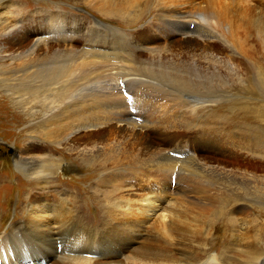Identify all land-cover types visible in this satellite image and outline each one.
<instances>
[{"label": "bare ground", "instance_id": "bare-ground-1", "mask_svg": "<svg viewBox=\"0 0 264 264\" xmlns=\"http://www.w3.org/2000/svg\"><path fill=\"white\" fill-rule=\"evenodd\" d=\"M10 1V6L13 7L15 3H12V0H1L2 3ZM89 1L92 6H100L102 9L104 0ZM135 1L113 0V15L116 12L123 13V10L130 11ZM196 1L195 4L199 3ZM190 2L191 0H170L166 1L167 6L159 9L152 18V22L154 21L156 25L148 26L155 34L150 33L148 36L149 44L144 46L142 51L144 56L136 55V51L140 50L141 46L120 34L118 30V32L113 30V33L119 34L123 41L122 45H119L121 52L113 48V61L108 59L111 54L108 45L99 40L103 31L111 32L112 28L96 19L88 28L76 29L75 24H67L59 9L40 14L39 21H34V16L38 14L37 12L34 14L33 11L30 16L25 17L29 19L26 23L23 18L12 23L0 17V38L10 32L17 37L20 31L38 25L35 28L37 30H31L26 35L27 38L25 36L24 40L20 38L25 47L19 48L18 52L5 54V51L0 50V72H5L9 76L6 81L20 82L17 89L23 93L53 92L44 99L41 112L44 118L42 125L38 124L31 131L33 141L20 148L21 153L15 158L16 168L24 174V177L21 175L24 181L15 187H0V191H3L0 192V196H4V200L14 192H18L19 205L24 204L25 207L21 211L25 217L24 225L11 227L9 232L0 235V264H56L55 262L57 264H228L215 255L206 257L205 261L197 258V248H195L197 246L193 245L194 237H186V233L182 234L177 224L180 214L187 217L191 212L189 207L196 203L199 194L204 190L206 192L211 190L217 196L221 195L220 187H225L226 181L230 179L234 184L243 179L251 181L247 174L209 165L197 159L186 148L173 147L166 150L145 151L137 147L135 149L132 146L134 143H128L129 136L136 134L138 128L148 132L147 134H154L155 138H161L167 131L186 134L197 130L202 136L224 139L227 145L225 153L229 155L233 153L234 160L241 166L246 164L257 168L260 164L264 165V95L260 101L263 104L256 107L240 103L231 104L225 109H219L220 111L207 109L209 106H206V103L216 104V99H219L216 95L211 96L225 91L220 86L222 70L232 74L233 68L238 65L233 62V55H239L237 51L240 49L237 50L236 47V51L234 48L236 44L232 42L234 40L230 41L234 44L232 45L226 40L227 36L223 31L218 30L220 34L216 30L218 28H214L221 21L217 16L219 12L213 10L214 16L210 15L204 8H193L191 6L193 2ZM209 4L208 7L212 6ZM210 11L211 9H208V12ZM11 13L17 18L20 17L16 11ZM125 14L119 16L123 17ZM137 20L138 18L134 23ZM223 25L225 26L224 23L222 27ZM207 26L213 29H206ZM219 26L221 28V25ZM259 33L264 48V30H259ZM178 34L183 36V41L205 42L213 49H207L208 47L177 49L172 45L171 37ZM229 34L231 37L234 35L232 31ZM33 35L35 36L31 38ZM203 37L214 40L204 41ZM233 37L236 38V35ZM156 39L161 42L156 44ZM166 40L168 43L164 45L163 42ZM78 43H83L80 50L74 46ZM214 48L218 50L215 51ZM140 68L148 69L151 73L156 68L169 69L170 74L166 75L168 77L162 74L173 89L165 88L157 79L154 81L150 77L143 80L138 78L141 76L138 72ZM123 69L136 71L130 76L132 78L126 80L129 84L133 80L147 87V95L136 92L135 97L138 102H144L145 107L149 106L154 111L150 109L146 114L140 111L131 113L126 106L123 110L118 101L120 96L126 95L127 99L131 100L132 94L126 93L128 85H123L124 81L117 83L112 79L104 80L102 85L96 83L100 85L98 88L93 85L97 88L94 91L98 93L92 97L91 103L82 101L83 94L79 89L83 86L86 75L95 77V80L100 77L111 78ZM211 75L217 79L204 86L205 82L211 80ZM30 79L32 85L23 84ZM112 82L114 83L109 84ZM146 97H153V103H150ZM28 111L31 116L38 113L31 112L36 111L33 106L29 107ZM155 111L162 113L159 117H155ZM113 129H117L115 138L106 143L76 139L82 132L98 133L100 137L110 134ZM50 145H55L57 147L55 151L59 153L65 149L69 150L74 159H69V155L64 153L59 158H54L50 153L45 156L36 155V153H46L51 148ZM201 149L203 151V148ZM64 160H68V163L64 164ZM71 167H79V170L81 167L88 169L90 175L95 174L98 186L112 191L116 189L128 196H122L113 208V195L111 192L107 193L109 197L107 195L108 199L105 201L108 205L106 204V210L101 208L100 213L104 215V219L100 229L95 230L90 224L79 222L70 211L72 202L69 203L61 197L64 195L63 191L60 187H55L61 185L58 176L70 171ZM176 175L177 185L172 183ZM200 180L201 182L207 180L210 183L207 185V182L206 186H202L201 183L199 184ZM22 185L27 187L26 190L18 191L17 189ZM255 187L264 192V184L257 182ZM171 190L175 191L177 202L182 208L181 213L175 210L172 211L173 214L171 210L175 205L173 207L167 201L162 208ZM239 191L242 195V189ZM257 193L264 197V193L258 191ZM97 194L92 196L96 203L100 200ZM229 196L233 198V194ZM242 199L243 197L237 194L233 198L236 202ZM197 203L203 205L201 210L207 209V205L202 201ZM168 204L170 206H167ZM166 209L169 210L164 212ZM161 210L162 212L159 213ZM145 218L153 219L154 222L157 220L162 225L163 232H167L171 238H175L173 240H177V243L172 244L177 255L170 250L132 248L147 232L145 226H148V221H145ZM2 224L3 220L0 221V229L3 227ZM253 247L251 244L246 246L244 253L248 258L246 263L249 264L250 261V264L251 262L264 264V256H257ZM178 252L185 256L180 257L181 254L179 255Z\"/></svg>", "mask_w": 264, "mask_h": 264}, {"label": "rangeland", "instance_id": "rangeland-1", "mask_svg": "<svg viewBox=\"0 0 264 264\" xmlns=\"http://www.w3.org/2000/svg\"><path fill=\"white\" fill-rule=\"evenodd\" d=\"M166 1L170 0H136V3L134 2L131 10H123V13L125 14L126 11V14L125 16L120 17L124 15L122 12L118 14L116 12L114 13L115 16L113 15V0H109V2L112 4H110L107 0H104L102 9H100V6H92L89 0H12V3H15L13 7L10 6L11 1L2 3L0 0V17H4V19L6 20L8 19L9 22L12 23L16 22L20 18H23L24 22L26 23V21H28L29 19H25V17L30 16L29 14L33 11L35 12L34 14H36V12L38 14L34 16V21H39L40 14L59 9L63 13V17L67 21V24H75L76 29L88 28L95 22L94 19H96L99 22L106 24L107 26H110L112 28L111 32L103 31V33L99 37V40L105 42L108 45L110 49L109 54L111 53L108 59L113 61V48L119 50V45H122L123 42L121 40V36L119 37V34L113 33V30H118L120 34L129 37V39L141 46L140 50L136 51V55L139 54L137 56H144V53L142 51L144 49V46L149 44L148 39L150 37L148 36H150V33L152 35L155 34L154 31H150L148 26L150 24L151 26L156 25L154 21L152 22V18L157 14L159 9L167 6ZM194 1L196 0H191V2L193 3L190 2L193 8H204V10L208 14L210 13V15L214 16L215 12H213V10L216 11V13L224 12L221 14L218 13L217 15L218 19L221 20L219 25H221L222 29L219 28V25L214 26V28H218L216 29L217 32L223 31L227 38L226 36L223 37L226 38L227 41L230 42L234 40L232 42L237 46L232 44V42L230 43L235 46V50L236 47L237 50L240 49L239 51L236 50L239 55H233V62L238 65L233 68L232 74H229L225 70H222V79L220 80V86L221 89L224 88L225 91L222 94H213L211 97L216 95L219 99H216V104L210 103V105L209 103H206V106H209L207 109L218 111L221 108H227L231 104L240 103L246 104L251 107H256L260 104H263L260 101L264 95V48L261 44V34L259 33V30H264V0H227V3L222 0H197L196 2L199 3L196 4ZM229 1L231 2L229 3ZM245 1L247 2L245 3ZM207 3H210L212 6L208 7ZM212 3H214V5ZM208 9H211L212 13L211 11L208 12ZM13 11H16L20 17L17 18L16 16H14L11 13ZM119 14L121 15L119 16ZM139 14L140 19L138 17ZM116 17L120 18H118L117 20ZM126 17L129 20H126ZM219 17H222V19H220ZM136 18H138V20L134 23V20H136ZM222 22L225 24V26L223 25V27ZM36 27H38L37 24L32 28L25 29V32L20 31L17 37L14 36L12 32H10L8 35L6 34L5 36H2L0 38V50H2L3 52L5 51V54L18 52L20 49L25 47L24 43H21V39L24 40V36L26 37V35ZM209 28L213 29V27H206V29ZM231 31L232 34H234L232 35V37L229 34ZM116 35L118 37L117 40V37H115ZM235 35L238 40L233 37ZM34 36L35 35L31 36V38H33ZM171 38L173 41L172 45L177 49L183 47V49L189 50L193 48L201 49L207 47V49H213L211 45H208L205 42L204 43L206 44V47L204 43H200L198 41H183V36L181 34H178ZM202 40L213 41L214 39L210 37H203ZM160 42L161 40L159 39L155 40L156 44ZM167 43V40L163 42L164 45H167ZM74 46L78 48V50H80L83 47V43H78ZM214 50L217 51L218 48H214ZM119 51L121 52L122 49ZM124 52H126V50ZM135 72L136 71L134 69H123L117 72L118 74L114 73L115 75L111 78H96L97 81L99 80L98 82L95 80V77L86 75L83 86L79 89L83 94L82 101L91 103L92 97L96 96L98 93V91L95 92L94 89H97L100 86L99 84L102 85V83L105 82L104 80L109 81L110 79H112V81H115L117 83H121L124 81L123 85H128H126V93L130 95L132 94L131 100L127 99L126 95L120 96L121 98L118 101L119 105L123 107V110L126 106L128 112L131 113H139L140 111L146 114V112L150 109L151 111H154V109L149 106H146V108L144 106V102H138L135 97L136 92H140L144 96L147 95V87L141 85L138 82H133V80L129 84L126 80L132 78L130 76H132V74H135ZM138 72H140L141 74V76H138V78L142 80L143 78L148 79L146 77H150L154 81L157 79V81L162 83L165 88L169 87L167 89H173L172 85L170 83L168 84V79H166V77H168L166 75L170 74L169 69L163 70L161 68H156L155 71L151 73L148 69L140 68ZM162 73H164L165 75ZM5 74V72H0V187H15L17 186V184H21L24 181V174L18 171V169L16 168L15 158L16 156H18V154L21 153L20 148H23V146L33 141L34 138L31 136V131L32 129L36 128L38 124L42 125L41 122L44 118V114L41 113L43 110L44 99L46 96L52 95L53 92L46 94L45 92L40 94L38 92L23 93L17 89L20 82L16 83L6 81L9 76H7L6 74L7 77H5ZM163 75L166 77H164ZM211 76V80L205 82L204 86L214 82V79H217V77L213 75ZM88 83L91 85V87ZM96 83H99V86L96 85ZM113 83L114 82L109 84ZM23 84H27L26 86H29L33 83L30 79ZM93 85L97 86V88ZM143 91H145V93ZM155 92L157 93L156 90ZM146 98L149 99L150 103H153V97ZM224 99L226 100V102ZM132 104L134 105V107ZM32 106L36 111L31 112H38L36 114L37 116L29 115L30 113L28 111V108ZM161 113L162 112L155 111L154 116L159 117ZM113 126L114 125L112 123L111 127L113 128ZM115 131H117V129H113L112 132L108 135H101L102 138L101 136H98V133L86 131L82 132V134H80L76 139L77 141L91 140L106 143L107 141L113 140V138H115ZM147 133L148 132H144L140 128H138L136 134L132 135V137L129 136L128 143H134L132 146L135 149L137 147L138 149L141 148L145 151L162 149L166 150L173 147L186 148L189 149V151L202 162H205L209 165H217L221 168L229 170H235L240 173H245L247 174L248 179L251 180L248 181L243 179L234 184V181L230 179L229 181H226L225 187H220L221 195L218 196L215 192L212 193L211 190L209 192H206L204 190L201 194H199L200 196H198L197 201H199L200 203L202 201L204 204H206L207 209L203 208L204 210H201L203 205L197 203L196 201V203L192 207L187 206V209L190 208L191 210L190 213H188V211L186 212L188 213L187 217L180 214L177 227L178 225L180 226L181 233H186V237H194L193 239L195 242H193V245L194 247L197 246L195 247L197 248V258L205 261L206 257L215 255L218 258L224 259V261L228 264H247L246 262L248 261V258L244 255V253L248 244L254 246L253 248H255L257 256H264V197L258 195L257 191L262 193L264 192L255 187V183L257 182L264 184V165L260 164V166L257 164V168L249 167L246 164H242L241 166L240 163H237L234 160L233 153H230V155L229 153H225L227 145L224 143V139L214 136H202L201 133L197 130L191 131L190 133L186 134L184 132L173 133L172 131H167L164 132L165 134L163 133L162 137L160 136L161 138H155L154 134ZM50 147V149H52L53 151H50L49 149L48 151H46V153H36V155L45 156L47 155V153H50L54 156V158H59L60 156H63L62 154L64 153V155H69V159H74L69 150L65 149L62 153H59L55 151L57 148L55 145H50ZM201 148H203V151ZM65 163L67 164L68 160H64V164ZM15 172L18 175L15 174ZM66 172H63L61 176H58V180H61V182H59L61 185L55 187H60L63 191L64 195L61 197L65 198V200L69 203L72 202L73 206L70 211L78 218V221L86 225L90 224V227L95 230L100 229L101 223L104 219V215H102L100 212L102 207V209L106 210L107 203L105 200H107L109 197L107 193L111 192V195H113V208L115 203L121 200L122 196L128 197L124 195L122 191L116 189H113L112 191L108 188L98 186L97 181L95 180V174L90 175L91 173L89 174L88 169L86 170L85 168L81 167V169L79 170V167H71L70 171ZM180 173L184 174L182 171H180ZM176 178L178 179L177 175L173 177L172 183L177 185L178 180ZM204 181H202V183L200 180L199 184L201 183L200 185L206 186V183L208 182L207 185H209L210 181ZM238 184H240L241 186ZM19 188L20 189L17 190L23 192L27 187H24V185H22L19 186ZM175 189L176 188L174 187V190ZM238 189H242V195L241 191H239ZM174 190H171L170 195L165 198L162 204V208L166 205L167 201L169 202V204H172L171 206L174 207L175 205V207L172 208L171 212H175V210H178L177 212L181 213L182 208L177 202L178 199L174 194ZM246 193H248V195ZM59 194L61 195L60 192ZM93 194H97V198L100 199L98 200V203L93 200ZM229 194H233V198L237 194L241 196V198L243 197V199L236 202L235 200H233V198H230ZM10 196L6 200H4V196H0V221L3 220V227L2 229H0V235L2 233L9 232L11 227L14 228L23 226L25 222V217L23 213H21L24 204L19 205L20 198L18 192H14ZM72 197L73 199H75V201L71 199ZM241 201H243V203H241ZM169 204L167 206H170ZM168 210L169 209H166L164 212H167ZM161 212L162 210L159 213ZM149 219L150 218H145V221H148V226H145L147 232L144 233V237L142 238V240L139 243L135 244L132 248L143 249L149 247L150 249L156 250H170L176 254V250L174 249L172 244H174L175 242L177 243V240H173L175 238H171L170 234H168L167 232H163L162 225H160L157 220L154 222L153 219ZM256 236L257 238H255ZM187 244H189V242ZM178 254H181L180 257L185 256V254H182L180 252H178ZM55 263L57 264V262Z\"/></svg>", "mask_w": 264, "mask_h": 264}]
</instances>
